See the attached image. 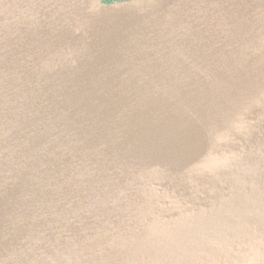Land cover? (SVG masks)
Wrapping results in <instances>:
<instances>
[{"label":"water","instance_id":"water-1","mask_svg":"<svg viewBox=\"0 0 264 264\" xmlns=\"http://www.w3.org/2000/svg\"><path fill=\"white\" fill-rule=\"evenodd\" d=\"M104 2L0 0V264H264V0Z\"/></svg>","mask_w":264,"mask_h":264},{"label":"trees","instance_id":"trees-1","mask_svg":"<svg viewBox=\"0 0 264 264\" xmlns=\"http://www.w3.org/2000/svg\"><path fill=\"white\" fill-rule=\"evenodd\" d=\"M124 1H130V0H105V4H113L117 2H124Z\"/></svg>","mask_w":264,"mask_h":264},{"label":"bare ground","instance_id":"bare-ground-1","mask_svg":"<svg viewBox=\"0 0 264 264\" xmlns=\"http://www.w3.org/2000/svg\"><path fill=\"white\" fill-rule=\"evenodd\" d=\"M202 129V128H201Z\"/></svg>","mask_w":264,"mask_h":264}]
</instances>
